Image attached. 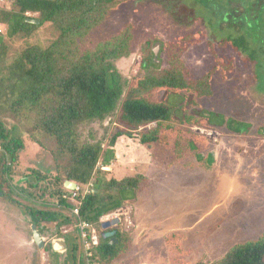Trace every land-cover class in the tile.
Listing matches in <instances>:
<instances>
[{
  "label": "rangeland",
  "instance_id": "1",
  "mask_svg": "<svg viewBox=\"0 0 264 264\" xmlns=\"http://www.w3.org/2000/svg\"><path fill=\"white\" fill-rule=\"evenodd\" d=\"M11 6V0H0V12L10 10ZM230 11L229 22L218 21L222 13ZM246 11H255L264 17V0H134L111 14L88 37V46L94 47L132 26L131 55L119 60L117 67L126 80L133 81L140 74L147 43H152L153 51L157 49L155 58L166 67L165 45L198 34L199 44L183 55L195 77H203L218 66L210 43L215 45L217 56L231 66L223 73L225 68L219 65L214 77L215 94L201 101V107L225 116L228 122L236 120L251 125L245 135L226 128L191 129L213 143L215 162L208 169L197 165V158L191 157L186 162L171 164L172 153L160 145L147 147L128 137L119 139L115 156L107 152L110 164L101 162L98 169L108 173L107 179L143 175L147 182L135 205L114 212L117 215L106 222L120 220L118 226L132 233L133 242L144 244L152 260L139 262L140 258L136 259L139 251L134 250L116 264L212 263L232 246L255 241L261 235L264 229V97L256 92L252 64H246L238 51L219 47L226 36L242 34L245 24L240 18ZM28 16L37 18L36 14ZM0 36L6 42L10 38L9 28L3 24H0ZM57 37L56 30L46 24L29 39L13 38L11 54L28 44L49 46ZM170 101L177 104L182 100L173 96ZM212 121L219 122L216 118ZM8 123L10 127L17 126L15 135L22 138L24 149L13 166L7 195L19 205L0 196V264H72L70 253L77 235L75 225L43 230L45 246L40 248L34 241L33 220L25 210L41 207L71 213L59 204L57 197L50 195L54 190L53 179L60 174L66 159L53 139L41 134L31 137L30 128L24 122ZM155 126L143 127L139 132H148ZM118 127L123 128L116 115L104 123L85 126L83 137L90 142H102L107 150ZM207 159L204 155L203 163L207 162L208 166ZM44 177L47 180H39ZM65 231L70 233L64 234ZM59 239L67 241V249L47 251L52 241Z\"/></svg>",
  "mask_w": 264,
  "mask_h": 264
},
{
  "label": "trees",
  "instance_id": "2",
  "mask_svg": "<svg viewBox=\"0 0 264 264\" xmlns=\"http://www.w3.org/2000/svg\"><path fill=\"white\" fill-rule=\"evenodd\" d=\"M131 1L134 0H11V9L0 12V24L10 31V41L0 36V196L9 198L13 166L24 149L22 138L15 135L17 126L10 127L8 121L24 122L30 128L31 137L41 134L53 139L66 159L60 174L53 179L54 190L50 194L57 197L59 204L68 209L73 207L63 199L68 191L67 181L75 182L82 189L92 186L82 199L80 214L100 232V245L95 253L97 264H116L130 251L132 233L117 225L111 229L116 231L119 240L113 245L103 236L106 231L101 219L135 205L147 182L143 175L107 179L108 173L98 169L101 162L106 166L110 164L107 152L115 156L121 137L142 146L165 147L172 153L171 164L186 162L191 157L197 158V165L208 169L215 162L213 143L191 129L226 128L245 135L251 128L236 120L228 122L225 116L201 107V101L215 94L214 77L219 65L225 68L223 73L231 66L217 56L215 45L210 43L218 66L203 77H195L183 55L199 44L198 34L165 45L166 67L155 58L152 43H147L140 74L133 81L126 80L117 67L119 60L131 55L132 26L94 47L88 46V37L111 14ZM29 14H36L37 18L33 19L41 24L27 22L31 18ZM231 15L232 11L222 13L218 21L229 22ZM240 19L245 24L242 34L226 36L219 47L238 51L246 64H252L256 92L264 97V17L255 11H246ZM46 24L58 33L52 44H28L11 54L13 38L29 39ZM230 63L233 64V60ZM173 96L182 101L171 103ZM116 115L123 128L115 129L107 150L102 142L84 139L85 126L104 123ZM214 118L219 122H213ZM153 124L156 126L150 131L139 132ZM204 155L209 159L208 166L207 162L203 163ZM25 210L40 233L76 223L71 214L63 211L41 207ZM50 247L47 251L51 252L52 245ZM72 249V264H85L78 235ZM196 264H264V229L255 241L232 246L212 263Z\"/></svg>",
  "mask_w": 264,
  "mask_h": 264
},
{
  "label": "built area",
  "instance_id": "3",
  "mask_svg": "<svg viewBox=\"0 0 264 264\" xmlns=\"http://www.w3.org/2000/svg\"><path fill=\"white\" fill-rule=\"evenodd\" d=\"M4 1V0H2ZM2 151L0 147V152ZM91 186L82 189L77 185L76 190L71 191L69 195H64L63 199L69 200L73 203V207L70 209L71 216L75 219V227L77 231V235L79 237V241L81 244V251L83 253V258L85 264H97L96 259V249L100 245V232L98 231L96 225L84 220L80 214V207L82 199L85 195H87L91 191ZM70 203V202H69ZM117 214L112 213L106 218L101 219V224L108 221V218L115 217ZM70 232L65 231L64 234H68Z\"/></svg>",
  "mask_w": 264,
  "mask_h": 264
},
{
  "label": "water",
  "instance_id": "4",
  "mask_svg": "<svg viewBox=\"0 0 264 264\" xmlns=\"http://www.w3.org/2000/svg\"><path fill=\"white\" fill-rule=\"evenodd\" d=\"M27 22H29L31 24H35V25H40L41 24V22L39 20H36V19H33V18H28ZM154 53H155V56H157L158 52H157L156 48L154 49ZM65 187L68 190L74 191L77 188V184L75 182H72V181H67L66 184H65ZM119 221L120 220L117 219L114 222H105V223H103L102 224L103 230L107 231L110 228H112L113 226H117ZM32 231H33V236H34L35 243L37 244L38 247L43 248L45 246V240H44L42 234L37 230V228L35 226L32 227ZM115 235H116V231H113V232H106V233H104L103 236H104L105 239H112V238L115 237ZM61 243L63 244V249L65 251L67 249L66 242L64 240H61ZM111 243L113 245H115L116 244V240L113 239Z\"/></svg>",
  "mask_w": 264,
  "mask_h": 264
},
{
  "label": "crops",
  "instance_id": "5",
  "mask_svg": "<svg viewBox=\"0 0 264 264\" xmlns=\"http://www.w3.org/2000/svg\"><path fill=\"white\" fill-rule=\"evenodd\" d=\"M105 223V222H104ZM111 229L112 228H110L109 230L110 231H106V232H113V231H111ZM64 233V232H63ZM77 236V235H76ZM75 236V237H76ZM113 239H115L116 240V244L118 243V239L116 238V235H115V237L114 238H112V239H110L111 240V242H112V240ZM133 239H134V237H133ZM136 239V238H135ZM63 240V239H62ZM65 242H66V246H67V241L65 240ZM168 243V242H167ZM115 244V245H116ZM169 244V243H168ZM167 244V245H168ZM51 245H52V248H53V251H55V252H63L64 251V249H63V244L61 243V240L59 239V240H53L52 241V243H51ZM143 245L144 244H138V241H135L134 240V242H132V245H131V249H130V251L126 254V256H124L123 258H121L122 259V261H124L125 259H127V256H128V254L130 253H132L134 250L135 251H139L138 252V256H137V260L140 258V261L139 262H142V261H146L147 259H151V253H147L146 252V249L143 247ZM134 247V248H133ZM132 251V252H131ZM125 258V259H124ZM120 259V260H121ZM124 259V260H123ZM119 260V261H120ZM152 260V259H151ZM136 262H138V261H136ZM136 262H135V264H136ZM117 263V262H116ZM130 264H131V262H130Z\"/></svg>",
  "mask_w": 264,
  "mask_h": 264
}]
</instances>
